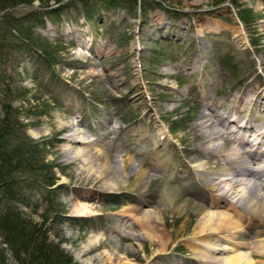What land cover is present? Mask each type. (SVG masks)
Here are the masks:
<instances>
[{
  "label": "rangeland",
  "instance_id": "374dc122",
  "mask_svg": "<svg viewBox=\"0 0 264 264\" xmlns=\"http://www.w3.org/2000/svg\"><path fill=\"white\" fill-rule=\"evenodd\" d=\"M6 5L0 12V120L7 105V118L15 125L10 139L32 144L10 176L27 175L36 182L15 179L13 193L21 200L11 201L2 189L0 214L19 212L72 264H203L213 254L188 245L200 217L163 204L158 221L153 195L176 169L194 172L206 199L222 197L224 185L212 191L214 176H236L234 166L226 169L229 153L211 158L201 152L224 143L203 133L217 132L215 114L231 116L233 108L238 117L249 113L264 121V0L0 4ZM21 23L29 28L31 45L21 44L13 32ZM208 119L213 126L204 124ZM75 128L105 152L108 173L100 176L98 163L93 173L85 171L84 161L74 155L80 143L68 149L63 138ZM246 158L248 168L263 175L260 159L253 164ZM164 162L165 168L156 167ZM141 170L147 175L139 184ZM234 178L241 180L231 193L245 184L264 205V176ZM232 197H222L226 202L211 210L234 218L236 241L259 244L264 213L255 217ZM227 204L247 216L238 219ZM8 250L0 244L5 258L0 264H10L6 254L17 262ZM252 256L253 264H264V252Z\"/></svg>",
  "mask_w": 264,
  "mask_h": 264
},
{
  "label": "bare ground",
  "instance_id": "6f19581e",
  "mask_svg": "<svg viewBox=\"0 0 264 264\" xmlns=\"http://www.w3.org/2000/svg\"><path fill=\"white\" fill-rule=\"evenodd\" d=\"M240 103L241 105H247V102H242L241 99ZM253 105H255V102L253 103ZM228 117V115L225 116L221 113L215 114L214 118L216 119V122L213 123L217 127L220 126V129L218 128L217 132L211 134H208V132L203 133L205 135V138L210 139V141H218L219 139H221L224 143H222L221 146H219L218 144L210 145L207 149H204V151L201 152L205 155H210L211 158L217 157L215 156V153H222V158L227 157V153H229L230 158L225 159L224 161L231 163L226 164V169H233V166L237 169L236 176H231V178L226 177L224 179H218L214 176L212 179L215 181V183L212 185V191L218 190L221 184L224 185L225 187H223V190H221L220 196L227 197L229 194H233L232 198L237 197L238 201H242L240 204L242 205V207L245 208V204H247L249 213L252 212L255 217L260 216L261 218L262 213H264V205L261 202L262 200L259 199L261 198V196L259 198L253 197L255 195L251 193L252 191H249L245 187V184L240 183L237 184V186H239L238 190L232 193L231 191L233 190L232 188L234 183L240 182L241 180L239 179V181H233L234 179L236 180V178L234 177L243 179L250 178V180H252L257 178L260 179V176H264V173L262 175L261 170H253L248 168L246 162V157H249V159L252 160L253 164L255 163L254 161H257L256 159L259 158V165L264 166V121H260L261 117L251 118L249 116V113H246L244 116L238 117V113L234 108L232 109L231 114L232 120L229 121L227 119ZM210 120L211 119H208L204 123L205 125L207 124V127L213 126V124L211 123L210 125H208V122ZM208 135L210 138L208 137ZM63 139L66 140L67 143H69L68 149H70L71 144L80 143V146L77 148V150L74 151V155L77 159L81 158L84 161L86 165V167L84 168L85 171L93 173L95 171L93 169V164L98 163V169L100 170L99 175L103 176L107 172L109 167L106 155H104L105 152L93 143L94 140L91 139V137H84L82 133L75 128L71 131L70 134L65 135ZM205 141L207 142L208 140ZM226 143L230 144L232 147L230 146V148L226 150L225 148H222V146H225ZM165 162L167 163V161ZM165 162L161 165H156V167L160 169L165 168ZM123 163H125V160H123ZM146 175V170L138 171L135 180L140 184L144 181ZM190 176H194L195 180H191ZM196 177L197 176L194 172L188 173L187 171H184L182 169H176L175 171H173V173L166 174V178L162 182H160L153 195L154 200L157 204L153 213L154 218L158 221L162 218L161 215L164 211L162 209L163 204L173 205L181 212L192 210L200 217L201 224L199 226H196V228L194 229V233L190 236L188 245L191 248L196 247L198 249H203L205 253L213 254L207 257V259L203 261V264H212L219 260L222 261L221 264H253L252 255L254 253L264 252V238L258 241L259 244L254 243L252 246L245 244V242L240 243L236 241L234 239V234L239 231L237 230L239 228L237 226V223L235 224L233 222L234 218L229 213H221L220 211H218L220 213H217L211 210L213 207H218L219 202L225 203L226 201H222V197H213V199H206L203 190L197 184ZM256 197H258V195ZM145 200L146 201H143L144 203L150 202V200L148 199ZM227 206L229 207L228 210L234 211V216H236L238 219L241 218V216H247L246 214L241 215L240 213H238V211L235 210L234 206L233 208H231V205L229 204H227ZM83 211L84 210L82 209L79 212L82 213ZM151 228L153 229V227ZM220 234L223 235L216 238L213 243L210 242L212 241L213 236L215 237ZM159 236L160 235H157V237ZM164 249L166 250L165 247ZM214 254H219L220 257L216 258Z\"/></svg>",
  "mask_w": 264,
  "mask_h": 264
},
{
  "label": "trees",
  "instance_id": "16d2710c",
  "mask_svg": "<svg viewBox=\"0 0 264 264\" xmlns=\"http://www.w3.org/2000/svg\"><path fill=\"white\" fill-rule=\"evenodd\" d=\"M6 1L7 0H0V4ZM23 1H26V3L30 2V0ZM41 1H44L45 4L49 2V0ZM55 1L59 3L63 0ZM8 8V5L3 7L0 6V12ZM244 14L245 13L240 17L242 20H246L247 18ZM17 26L18 27L13 28V32L16 38L20 37L19 41L21 44L24 42L29 44L33 43L29 28L25 27L22 23L17 24ZM28 40L31 42H28ZM46 54L47 52H44L42 56L48 59L49 56ZM49 59L48 60L52 62L53 59L50 57ZM8 108L7 105L4 106L3 116L0 120L2 121L0 124V133L9 137L8 139L0 137V191L3 189V193L5 195L7 194L8 199L13 201L14 199L21 200V194L19 192L15 195L13 193L14 190L12 186L16 178L19 181L21 180L23 184L36 182V179L30 178L27 175H21V178H12L10 176L13 172L21 168V154L26 153V149L31 147L32 144H30V142H14L10 139L13 137L12 134L15 125H11V120L7 118L10 115ZM33 150L38 152L37 148ZM3 151L4 153H2ZM24 164H30L28 159ZM30 179L33 180L29 182ZM53 183L54 182L51 184L54 185ZM8 208L9 207H7L6 210ZM44 233L42 229L30 223H25L21 219L19 212L15 210L8 209L5 213L0 214V244H4L7 249L9 248L8 252L19 264H72L71 258L63 254V251L59 249L58 245L47 242L46 237L43 235ZM0 258L1 262L5 260L1 253Z\"/></svg>",
  "mask_w": 264,
  "mask_h": 264
},
{
  "label": "water",
  "instance_id": "95a60500",
  "mask_svg": "<svg viewBox=\"0 0 264 264\" xmlns=\"http://www.w3.org/2000/svg\"><path fill=\"white\" fill-rule=\"evenodd\" d=\"M6 257H7V261H8L10 264H18L17 262L13 261L9 255L6 254Z\"/></svg>",
  "mask_w": 264,
  "mask_h": 264
}]
</instances>
